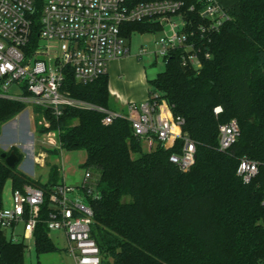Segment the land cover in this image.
I'll return each mask as SVG.
<instances>
[{
  "label": "trees",
  "instance_id": "1",
  "mask_svg": "<svg viewBox=\"0 0 264 264\" xmlns=\"http://www.w3.org/2000/svg\"><path fill=\"white\" fill-rule=\"evenodd\" d=\"M218 1L231 20L206 40L211 58L203 68L183 67L178 50L165 70L148 80L150 93H162L196 143L197 158L189 171L170 161L179 148L157 145L145 152L126 117L106 125V114L96 109L65 107L58 117L34 106L50 122V127L39 126V133L57 132L60 148L50 149L51 155L64 149L87 154L82 166L98 180V195L88 201L101 264H264V0ZM39 18L38 12L35 43ZM159 30L150 22L132 23L125 37ZM63 89L77 100L110 109L107 74L82 84L69 69ZM27 106L0 97V127ZM217 106L223 108L219 115ZM232 119L240 125V136L223 151L219 126ZM11 151L19 156L15 167L2 158L0 148V207L9 180L15 188L36 185L47 195L61 184L56 163L50 179L42 182L19 169L21 150L12 146ZM243 158L259 164V175L250 184L237 174ZM49 210L47 201L35 232L38 254L57 249L47 226ZM25 252L24 243L9 240L0 228V264H25Z\"/></svg>",
  "mask_w": 264,
  "mask_h": 264
},
{
  "label": "built area",
  "instance_id": "2",
  "mask_svg": "<svg viewBox=\"0 0 264 264\" xmlns=\"http://www.w3.org/2000/svg\"><path fill=\"white\" fill-rule=\"evenodd\" d=\"M38 12L41 29L35 43ZM230 20L231 15L218 0L191 4L184 0H0V97L32 102L51 109L58 117L65 107L96 109L106 114V125L126 117L135 136L149 147L179 148L170 161L187 172L196 162V143L184 133L185 119L174 114L161 92L150 93L141 103L130 102L129 113L121 115L73 98L63 89L64 82L69 69L82 84L106 75L111 60L131 53L125 33L130 24L139 22L153 23L162 33L154 40V50L146 46L139 49L140 59L152 54L155 63L162 59L167 64L172 54L181 50V65L198 71L211 58L204 46L206 40ZM54 44L58 51L53 53ZM13 86L22 92L12 93ZM222 111V106L214 109L217 115ZM240 131L236 119L220 124L219 148L229 150ZM237 174L250 184L259 175V164L243 158ZM97 195L98 180L91 169H85L80 185L59 184L48 195L33 184L12 186L0 207V228L9 240L22 242L31 250L36 247L35 232L48 201L50 233H64L67 249L77 264H101L100 248L91 232L94 212L88 201Z\"/></svg>",
  "mask_w": 264,
  "mask_h": 264
},
{
  "label": "rangeland",
  "instance_id": "3",
  "mask_svg": "<svg viewBox=\"0 0 264 264\" xmlns=\"http://www.w3.org/2000/svg\"><path fill=\"white\" fill-rule=\"evenodd\" d=\"M161 31L158 32H148V33H134L132 35L133 49H139L142 46L149 47L150 50L155 49L154 40L161 36ZM129 42V39H128ZM58 51V46L54 44L53 53ZM143 61L146 63L149 79H154L158 73L163 72L166 68V64L162 59H159L155 65V57L152 54H148L142 57ZM140 59V60H142ZM22 89L17 86L11 88L12 93H20ZM30 103L27 108L19 114L18 117L9 121L8 123L0 127V148L3 151H7L12 146L18 147L21 149L23 160L19 164V169L26 173L28 176L39 179L42 182H46L50 179V170L53 164H57L60 167V181L59 183H69L73 185H80L84 179L85 168L82 166L85 161L87 154L84 150H61L59 154L51 155L49 153L50 149H59V141L57 138V132L50 130L47 133L40 134L39 126L50 127V122L42 115H39L32 107ZM110 108H116L117 104L114 100L110 99ZM118 109V108H116ZM27 118L30 119V129L33 133V144L34 153L38 157L37 162L34 161L32 155L20 146L30 142L28 135L24 133V130L18 131L11 130L13 128L14 120H24ZM75 124L77 121L74 122ZM49 124V126H46ZM9 144H15L10 146ZM22 144V145H20ZM143 150L145 152L151 151L154 148L149 147V145L143 140L142 142ZM23 149V150H22ZM31 156V158H30ZM33 159V161L31 160ZM33 169V173L29 171ZM10 185L9 182L6 184V190L9 192ZM51 237L55 243L57 249L49 253L38 254L36 247L31 250H26L25 252V264H77L73 256L67 249L68 243L67 239L63 232H51Z\"/></svg>",
  "mask_w": 264,
  "mask_h": 264
},
{
  "label": "crops",
  "instance_id": "4",
  "mask_svg": "<svg viewBox=\"0 0 264 264\" xmlns=\"http://www.w3.org/2000/svg\"><path fill=\"white\" fill-rule=\"evenodd\" d=\"M127 43L131 48V53L129 55L111 60L107 72L110 99L112 98L114 100V102L117 104L116 108H118L116 109L114 107L113 109L110 108V110L121 115H127L129 113L128 104L130 102H144L150 95V87L148 84L149 76L146 63L142 62L143 59L140 60V58L137 56L138 49H133L132 37L129 39V42L127 40ZM153 64L155 65L154 61ZM26 103L27 105H29L32 102ZM31 105L32 107L35 106L33 103ZM27 120L28 119L26 117L24 118V120H14L12 123L13 128L11 130H14L16 132L20 127L19 129L22 131L24 130L26 136L28 135L29 139H31L30 142L20 147L24 148L28 152L27 154H29L31 152L30 145H33L35 143V140H33V133L30 129V119L29 121ZM9 145L12 146L15 144ZM34 155L35 153L33 152V159ZM33 159L31 160L33 161ZM29 171L33 173V169H29ZM8 182L10 185V188L8 190L9 192H7L6 186L4 190V197L6 198H9L10 191L13 186L11 180H9Z\"/></svg>",
  "mask_w": 264,
  "mask_h": 264
},
{
  "label": "water",
  "instance_id": "5",
  "mask_svg": "<svg viewBox=\"0 0 264 264\" xmlns=\"http://www.w3.org/2000/svg\"><path fill=\"white\" fill-rule=\"evenodd\" d=\"M30 146H31V155H33L34 148H33V145H30ZM2 158H5L6 159V163L10 167H15L16 164L19 161V156L16 154L15 151H11L10 154H8L7 151H4L3 154H2Z\"/></svg>",
  "mask_w": 264,
  "mask_h": 264
}]
</instances>
